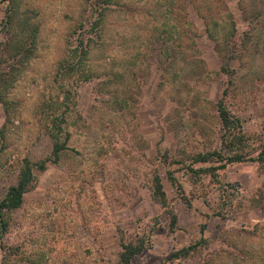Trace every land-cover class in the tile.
<instances>
[{
    "label": "rangeland",
    "instance_id": "374dc122",
    "mask_svg": "<svg viewBox=\"0 0 264 264\" xmlns=\"http://www.w3.org/2000/svg\"><path fill=\"white\" fill-rule=\"evenodd\" d=\"M6 5L0 0V24ZM20 6L38 11L40 34L10 91L15 110L7 125L0 102V196L25 159L50 155L46 123L57 105L71 137L58 163L35 169L36 184L4 236L15 254L5 260L0 248V264H118L121 234H145L150 242L135 264H264V163L246 158L218 178L177 172L193 199L189 208L159 160L166 149L179 156L221 147L215 103L227 88L246 155L257 158L264 149V0H115L74 76L58 68L74 28L87 18L86 0ZM233 29L242 47L229 82L215 44ZM156 163L179 217L175 231L151 196ZM201 236L208 244L199 251L170 260Z\"/></svg>",
    "mask_w": 264,
    "mask_h": 264
},
{
    "label": "trees",
    "instance_id": "16d2710c",
    "mask_svg": "<svg viewBox=\"0 0 264 264\" xmlns=\"http://www.w3.org/2000/svg\"><path fill=\"white\" fill-rule=\"evenodd\" d=\"M6 1L5 14L0 24V33L3 35L0 39V102L4 107L5 125L12 122L15 110L13 101L9 97L10 91L26 63L35 56L40 34V24L36 18L37 10L22 9L20 0ZM114 2L115 0H86L85 10L87 18L74 28L68 41L67 53L59 62L58 70L63 72L64 75L74 76L79 71V67L89 58L92 46L91 33H97L102 29L108 14L107 10ZM234 30L227 39H224L225 42L222 40L217 41L211 31L209 35L216 40V50L223 61L221 70L228 74L230 77L229 82H232L235 72L232 62L240 57V46L242 47L235 40ZM198 61L200 64H205L201 57ZM228 91V88L225 89L221 98L215 103L217 116L223 130L220 148L206 149L191 154H187L183 150L179 156H174L169 149H166L163 153L159 151V160L166 167L168 180L176 188L181 200L189 208L193 206V199L186 193V189L179 180L177 172L182 170L189 171L194 173L196 178L203 173L218 178L220 170L226 169L229 165L243 162L246 158H252L251 160H259V162L264 163V149L257 158L246 155L244 150L245 135L242 131L241 119L231 112L226 103ZM57 109L58 105L49 115L46 123V131L52 140L50 155L34 162L25 159L16 182L9 186L4 196H0V248L3 251L5 260H8L7 255L15 254L7 250L9 247L4 241V236L10 228L11 213L23 205L25 194L35 186V169L44 171L51 163H58L62 152L69 148L68 142L71 133L63 126V123L66 122L65 114L56 111ZM4 127L0 128V152L5 147ZM200 163L207 164V166H195ZM158 164H152L151 167V196L156 203L165 209L170 217V229L175 231L178 228L179 217L165 189L161 167ZM258 202V204L263 205L262 201ZM207 226V222L201 224L202 234L207 229ZM203 244H208V239L201 236L196 242L189 243L175 250L170 260L175 261L186 258L199 251ZM119 245L121 249L118 254V264H135V257L149 249L150 242L145 234H135L129 238L125 234H121Z\"/></svg>",
    "mask_w": 264,
    "mask_h": 264
}]
</instances>
